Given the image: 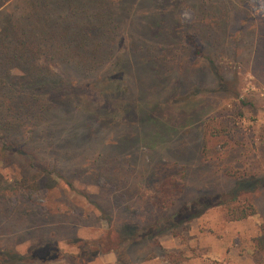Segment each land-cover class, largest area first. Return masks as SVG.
<instances>
[{"label":"rangeland","instance_id":"rangeland-1","mask_svg":"<svg viewBox=\"0 0 264 264\" xmlns=\"http://www.w3.org/2000/svg\"><path fill=\"white\" fill-rule=\"evenodd\" d=\"M114 2L116 36L100 71L55 65L73 81L55 117L78 171L32 192L37 221L55 233L2 229L0 264H264V0ZM162 183L175 199L167 208L169 197L156 198ZM203 194L255 214L231 219L213 201L170 219ZM129 226L132 242L120 230Z\"/></svg>","mask_w":264,"mask_h":264},{"label":"trees","instance_id":"trees-1","mask_svg":"<svg viewBox=\"0 0 264 264\" xmlns=\"http://www.w3.org/2000/svg\"><path fill=\"white\" fill-rule=\"evenodd\" d=\"M114 1L0 0V165L15 173L9 181L0 173V231H30L34 227L55 233L52 222L45 228L37 221L43 218L37 217L32 194L55 181V175L69 184L78 173L70 167L65 134L55 117L57 108L70 105L73 81L60 74L55 65L77 74L100 71L116 36ZM111 67L105 78L110 83L106 91L115 93L116 74H122L121 62L115 61ZM60 90L63 94L58 102L52 94ZM241 178L237 179L236 193L247 184L239 181ZM157 189L159 201L170 199L162 207L175 203L170 198L169 185L162 183ZM213 201L224 206L231 219L242 220L255 214L252 205L239 209L220 194H203L180 206L170 219L186 215L193 204L199 203L204 209L213 207ZM134 228H120L128 232L125 241H134ZM47 245L37 247L44 250ZM257 247L264 251V234L257 238ZM97 253L93 251L92 256ZM11 257L20 259L17 252Z\"/></svg>","mask_w":264,"mask_h":264}]
</instances>
